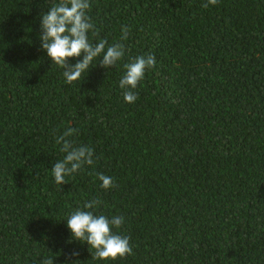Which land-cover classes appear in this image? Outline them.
I'll use <instances>...</instances> for the list:
<instances>
[{
  "label": "trees",
  "instance_id": "trees-1",
  "mask_svg": "<svg viewBox=\"0 0 264 264\" xmlns=\"http://www.w3.org/2000/svg\"><path fill=\"white\" fill-rule=\"evenodd\" d=\"M48 2L0 0V264H264V0H91L92 41L125 55L73 83L40 47ZM146 54L126 103L123 65ZM68 128L95 155L58 186ZM94 199L124 217L131 254L98 262L71 241L62 220Z\"/></svg>",
  "mask_w": 264,
  "mask_h": 264
},
{
  "label": "clouds",
  "instance_id": "clouds-1",
  "mask_svg": "<svg viewBox=\"0 0 264 264\" xmlns=\"http://www.w3.org/2000/svg\"><path fill=\"white\" fill-rule=\"evenodd\" d=\"M91 0H49L46 12L39 14L41 34L39 36L41 50L62 70L66 83L79 81L97 65L105 69L117 66L125 55L122 43H108L106 39H98L95 43L90 34H95L94 23L88 15ZM217 0H206L202 6L215 5ZM126 37L127 29H122ZM76 59L71 63L70 59ZM155 55L137 56L133 61L123 65V74L119 80V88L123 91L126 103H134L137 99L136 89L144 79L146 70L156 66ZM76 129L68 128L56 137V143L62 144L65 153L62 159L51 168V175L58 186L66 182V177L78 173L85 165H92L95 155L89 145H74L68 141ZM100 187L109 190L114 186L113 177L98 173ZM102 201L94 199L85 202L82 207L73 210L66 219L71 241L86 244L91 257L98 262L115 261L131 254L130 237L113 229H119L124 223L122 216H106L97 214L96 209ZM79 252L73 250L64 254L62 264H79ZM45 264H54L53 258L45 260Z\"/></svg>",
  "mask_w": 264,
  "mask_h": 264
}]
</instances>
